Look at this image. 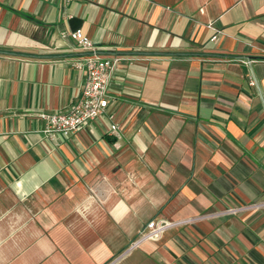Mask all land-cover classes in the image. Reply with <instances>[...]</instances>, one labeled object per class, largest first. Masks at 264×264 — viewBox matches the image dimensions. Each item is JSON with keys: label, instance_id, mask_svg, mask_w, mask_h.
Here are the masks:
<instances>
[{"label": "crops", "instance_id": "crops-1", "mask_svg": "<svg viewBox=\"0 0 264 264\" xmlns=\"http://www.w3.org/2000/svg\"><path fill=\"white\" fill-rule=\"evenodd\" d=\"M91 54L121 58L108 106L54 143L38 113L79 100ZM151 220L175 225L140 239ZM245 261L264 264V0H0V264Z\"/></svg>", "mask_w": 264, "mask_h": 264}, {"label": "built area", "instance_id": "built-area-1", "mask_svg": "<svg viewBox=\"0 0 264 264\" xmlns=\"http://www.w3.org/2000/svg\"><path fill=\"white\" fill-rule=\"evenodd\" d=\"M67 36L74 43L76 49L84 51H92L94 49L93 42L80 29L70 31ZM215 36L212 37L214 39ZM121 58L117 56L100 57L91 54L74 62L75 68L84 71L85 80L82 86V93L79 100L72 105L67 112L55 111L38 113V116L44 121L42 134L45 138L56 143L58 137L67 138L83 129L87 124L96 121L105 113V109L109 103L108 89L113 74L118 69ZM253 85L254 82H251ZM110 120L108 132L110 135H119V126ZM242 208L230 209L227 213L241 212ZM175 223L164 220H151L147 223L148 231L140 233V239H158L160 235ZM138 239V240H140ZM137 241L130 246L133 247ZM244 264H253L251 261H245Z\"/></svg>", "mask_w": 264, "mask_h": 264}, {"label": "rangeland", "instance_id": "rangeland-1", "mask_svg": "<svg viewBox=\"0 0 264 264\" xmlns=\"http://www.w3.org/2000/svg\"><path fill=\"white\" fill-rule=\"evenodd\" d=\"M229 214H235V213H229ZM236 214H238V213H236Z\"/></svg>", "mask_w": 264, "mask_h": 264}]
</instances>
